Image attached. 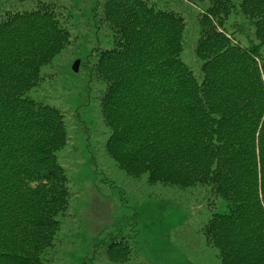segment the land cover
I'll return each instance as SVG.
<instances>
[{"label":"trees","instance_id":"trees-1","mask_svg":"<svg viewBox=\"0 0 264 264\" xmlns=\"http://www.w3.org/2000/svg\"><path fill=\"white\" fill-rule=\"evenodd\" d=\"M34 1L0 9V264H43L71 200L57 154L64 113L29 91L42 67L76 46L74 20ZM183 1L193 8V64L181 57L179 8L92 0L81 15L93 34L83 53L104 148L131 176L200 189L212 212L199 230L220 264H264V0ZM219 198L225 208L214 211ZM130 253L123 239L105 249L115 262Z\"/></svg>","mask_w":264,"mask_h":264},{"label":"rangeland","instance_id":"rangeland-1","mask_svg":"<svg viewBox=\"0 0 264 264\" xmlns=\"http://www.w3.org/2000/svg\"><path fill=\"white\" fill-rule=\"evenodd\" d=\"M44 1L55 4L60 13L64 7L70 9L74 20L71 45L76 46L42 67L43 80L29 91L33 98L64 113L68 136L57 154L68 176L70 206L68 214L60 217L59 242L44 254L43 264H220L216 248L206 243L199 230L212 212L207 202L201 200L200 189L151 183L145 174L131 176L105 151L106 129L100 115H96L95 93L88 82L83 53L88 40L84 41L85 35L92 38L93 34L81 15L89 14L92 0ZM150 1L185 13L188 30L181 57L193 64L192 15L185 11L187 7L190 11L193 8L183 0ZM34 3L0 0V9L23 10ZM233 19L236 23L243 16L234 15ZM240 33L237 37L249 44L250 34ZM261 53L264 54V46ZM76 60L80 64L74 71ZM224 208V199H217L214 211ZM111 239L127 241L131 253L126 261L115 262L106 256Z\"/></svg>","mask_w":264,"mask_h":264},{"label":"water","instance_id":"water-1","mask_svg":"<svg viewBox=\"0 0 264 264\" xmlns=\"http://www.w3.org/2000/svg\"><path fill=\"white\" fill-rule=\"evenodd\" d=\"M78 65H79V60H76L73 64V70L77 71L78 70Z\"/></svg>","mask_w":264,"mask_h":264}]
</instances>
